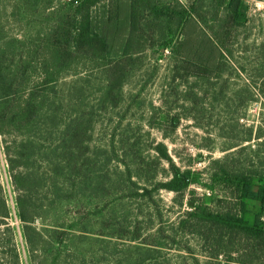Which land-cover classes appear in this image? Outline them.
<instances>
[{
  "label": "rangeland",
  "instance_id": "1",
  "mask_svg": "<svg viewBox=\"0 0 264 264\" xmlns=\"http://www.w3.org/2000/svg\"><path fill=\"white\" fill-rule=\"evenodd\" d=\"M167 1L171 0L159 3L165 6ZM172 1L194 6L199 19L208 25L218 27L224 20L221 0ZM244 1L248 23L234 29L227 43L235 64L224 67L218 80L203 82L188 73L172 82L176 44L151 48L147 41L153 34L145 28L131 34L127 50L136 60L116 106H97L105 78L96 67L110 62L109 58L96 64L82 50L78 64L64 70L68 74L62 83L69 85L78 79L86 103L93 107L90 147L96 151V199L81 206L66 203L59 212L61 232L53 238L47 234L57 243L39 247L31 257L0 136V182L10 213L8 226L13 229L11 242L6 227L0 228V264H12L14 253L20 264H32L34 255L37 263L51 262L52 247L59 251L56 264H69L68 255L74 264H234L225 255L213 257L196 234L183 233L180 222L192 211L193 202L208 205L213 212L233 208L237 201L233 175L245 173L264 179V96L260 92L264 82V0ZM112 7L106 0L90 11L83 5L74 7L68 0H0V39L47 40L58 26L76 32L73 39L84 34V39L90 40L95 32L98 38L106 37L99 33V18ZM128 9L129 5L123 7V27L110 31V43L112 39L121 44L118 50L116 44L111 48L113 55L123 51L124 39L130 35ZM142 12L140 24L148 23L151 18L145 9ZM189 33L197 35V30L183 31ZM138 43L143 46L135 54ZM177 83L179 86L174 85ZM172 117L180 119L174 131L169 123ZM159 143L166 145L181 172L197 177L185 192L160 189L171 169L157 159L154 149ZM208 190L210 196L205 194ZM249 205L254 213L259 211L254 202ZM53 216L46 224L54 221ZM72 223L76 225L73 230L69 229ZM83 225L89 233H77ZM35 226L44 227L39 220Z\"/></svg>",
  "mask_w": 264,
  "mask_h": 264
},
{
  "label": "trees",
  "instance_id": "2",
  "mask_svg": "<svg viewBox=\"0 0 264 264\" xmlns=\"http://www.w3.org/2000/svg\"><path fill=\"white\" fill-rule=\"evenodd\" d=\"M102 1L81 0L77 7L83 5L90 11ZM106 2L113 7L100 15L99 33H105L107 38H98L95 32L90 40H85L84 34L73 39L76 32L65 31L58 26L54 27L47 40L0 39V136L15 193L17 216L30 257L39 247L57 243L47 234L53 238L61 232L63 225L59 223V212L66 203L81 206L88 205L90 199H96V151L90 147L94 128L93 107L86 103L85 91L78 85V79L69 85L61 81L68 74L64 70L78 64L80 52L83 50L84 54L92 57L90 62L96 64L98 60L110 59V62L96 67L102 70L105 78L97 106H116L122 97V84L134 69L136 59L131 58L133 55L127 50L133 32L142 28L151 32L153 35L147 41L151 48L164 49L176 44L172 82L188 73L193 77L196 74V80L208 82L210 78L220 79L224 75V67H234L227 43L234 29L243 28L248 23V6L244 0H221L219 6L223 5L224 20L218 27L199 19L194 6H183L172 0L165 6L160 5L159 0ZM125 5H129L126 16L130 35L124 39L126 46L123 51L113 55L111 48L116 43L112 39L113 43H110V31L123 27ZM144 9L151 19L140 24ZM86 18H90V23L92 16L88 14ZM189 28L197 30V35H184L183 31ZM118 42L116 50L121 46ZM137 46L135 54L141 52L143 43ZM181 50L184 53L180 55ZM174 85L179 86L178 83ZM261 86L260 92L264 96V82ZM247 92L250 93L249 90ZM179 121L178 117L169 120L173 131ZM154 150L158 161L167 163L171 169L168 181L161 184L160 189L178 194L197 182V177L191 178L190 172H181L176 167L166 145L159 143ZM233 178L232 188L237 196L233 208L213 212L208 205L190 203L192 211L180 222V229L185 234H196L215 258L225 255L234 264H264V223L259 221L264 212V179H255L245 173L235 174ZM252 202L259 206L256 213L249 208ZM52 215L54 221L46 224ZM9 218L7 198L0 182V228L6 227L12 242L13 229L8 226ZM38 220L44 227L35 226ZM75 226L72 223L69 229L73 230ZM196 228L197 231H192ZM77 233H89L87 226L77 228ZM78 236L82 235L74 237ZM54 250L52 247L51 262L42 260L37 263L34 255L32 264H56L59 251ZM11 256L12 264H20L16 253ZM70 257L68 255L69 264H74ZM78 262L85 264L84 261Z\"/></svg>",
  "mask_w": 264,
  "mask_h": 264
},
{
  "label": "built area",
  "instance_id": "3",
  "mask_svg": "<svg viewBox=\"0 0 264 264\" xmlns=\"http://www.w3.org/2000/svg\"><path fill=\"white\" fill-rule=\"evenodd\" d=\"M69 1V3L71 4V5H73L74 7L76 6H78L79 4H80V2H81V0H68ZM205 194L207 195V196H210V191L208 190V191H206L205 192ZM259 221L260 222H262V223H264V212L260 215V217H259Z\"/></svg>",
  "mask_w": 264,
  "mask_h": 264
},
{
  "label": "water",
  "instance_id": "4",
  "mask_svg": "<svg viewBox=\"0 0 264 264\" xmlns=\"http://www.w3.org/2000/svg\"><path fill=\"white\" fill-rule=\"evenodd\" d=\"M192 205V204H191Z\"/></svg>",
  "mask_w": 264,
  "mask_h": 264
}]
</instances>
